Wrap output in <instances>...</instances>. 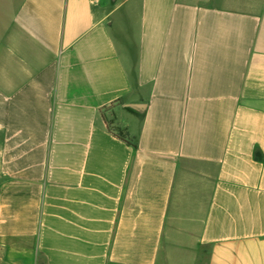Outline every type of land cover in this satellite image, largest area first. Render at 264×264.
<instances>
[{"label":"crops","instance_id":"crops-1","mask_svg":"<svg viewBox=\"0 0 264 264\" xmlns=\"http://www.w3.org/2000/svg\"><path fill=\"white\" fill-rule=\"evenodd\" d=\"M0 264H264V0H0Z\"/></svg>","mask_w":264,"mask_h":264},{"label":"trees","instance_id":"trees-1","mask_svg":"<svg viewBox=\"0 0 264 264\" xmlns=\"http://www.w3.org/2000/svg\"><path fill=\"white\" fill-rule=\"evenodd\" d=\"M105 122H107L108 124H111V123H112V120L107 121V120L105 119ZM117 136H118L120 139L124 140L126 143L131 144L130 141H128V140L126 139V136H125L120 130H118Z\"/></svg>","mask_w":264,"mask_h":264},{"label":"built area","instance_id":"built-area-1","mask_svg":"<svg viewBox=\"0 0 264 264\" xmlns=\"http://www.w3.org/2000/svg\"><path fill=\"white\" fill-rule=\"evenodd\" d=\"M116 133V132H115ZM118 133V132H117Z\"/></svg>","mask_w":264,"mask_h":264}]
</instances>
